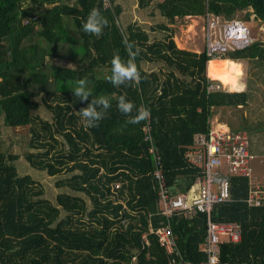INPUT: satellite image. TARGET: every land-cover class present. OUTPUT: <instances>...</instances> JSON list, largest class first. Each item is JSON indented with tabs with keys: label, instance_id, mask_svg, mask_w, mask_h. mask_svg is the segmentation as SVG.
I'll return each instance as SVG.
<instances>
[{
	"label": "trees",
	"instance_id": "trees-1",
	"mask_svg": "<svg viewBox=\"0 0 264 264\" xmlns=\"http://www.w3.org/2000/svg\"><path fill=\"white\" fill-rule=\"evenodd\" d=\"M20 1L0 0V117L10 127L29 126V143L41 150L24 158L57 176L55 185L62 190L54 201L46 198L30 175L17 172V155L0 151V264H167L169 255L149 230L166 223L178 249L175 262L203 264L199 244L206 233V214L167 218L157 212L152 157L142 139L145 121L126 124L116 97L126 92L137 107L151 110V137L166 181L172 193L186 191L201 176L183 156L193 134L208 129L216 109L246 101L244 92L206 89V70L230 90L242 89L239 60L212 61L203 50L179 49L172 38L170 24L203 15L204 0H136L141 9L153 5L163 19L148 28L126 20L114 0L108 8L102 0H58L28 9ZM93 8L109 22L99 37L82 27ZM207 10L223 18L244 11L243 19L253 14L264 23V0H211ZM129 43L140 49L136 63L142 80L117 88L107 81V61L113 49L127 59ZM259 43L253 41L229 58L263 57ZM145 63L156 67L145 68ZM80 78L88 81L90 99H111L112 107L98 127L82 124L79 109L86 104L70 89ZM40 105L52 114L53 125L40 120L50 132L36 128ZM249 188L247 177L232 175L229 199L210 212L214 221L240 224L239 241L219 244L217 264H264V206L247 204Z\"/></svg>",
	"mask_w": 264,
	"mask_h": 264
},
{
	"label": "built area",
	"instance_id": "built-area-1",
	"mask_svg": "<svg viewBox=\"0 0 264 264\" xmlns=\"http://www.w3.org/2000/svg\"><path fill=\"white\" fill-rule=\"evenodd\" d=\"M106 2V0H102ZM211 0H204L206 11L203 16V51L210 59H221L229 52L241 50L252 44L248 25L237 16L223 18L207 10ZM35 19V16L32 17ZM25 18L23 22H27ZM206 89L209 92L223 90L219 80L207 77ZM142 139L149 146L152 157V176L157 187L159 212L167 218L182 214L189 218L197 212L206 214V233L199 244L205 254L203 264H217L219 244L240 240V224L234 221H214L210 212L215 204L227 201L230 197V177L232 175L253 177L252 161L254 155L249 150V138L244 131L212 127L209 122L204 132L193 134L192 143L184 149L183 156L188 165L200 170L201 176L183 192L172 193L162 169L160 152L154 145L148 119L142 125ZM246 202L252 206H264V187L252 184L246 196ZM151 231L157 241L169 255L167 264H192L175 262L178 254L175 237L168 223Z\"/></svg>",
	"mask_w": 264,
	"mask_h": 264
},
{
	"label": "rangeland",
	"instance_id": "rangeland-1",
	"mask_svg": "<svg viewBox=\"0 0 264 264\" xmlns=\"http://www.w3.org/2000/svg\"><path fill=\"white\" fill-rule=\"evenodd\" d=\"M58 0H21L20 5L23 8H33L41 5H48L56 3ZM103 2V1H102ZM114 2L118 3L122 6L124 13L122 21L129 20L135 21L137 23H141L143 26L148 28L149 25L155 26L156 23L163 21L162 17L159 15L158 11L153 7V5H149L144 9H141L137 6L136 0H114ZM41 4V5H40ZM111 4L110 0H106L103 2L104 7L108 8ZM243 12L237 14V17L242 19L249 27V34L252 38L262 40L264 38V23L253 18V14H250L248 19H243ZM80 15L78 16V18ZM125 18V19H124ZM85 20V18L83 19ZM121 22V18L119 17ZM193 21V22H191ZM125 23V22H124ZM122 24V23H121ZM172 26L173 34L175 38L188 40L189 43L194 44L198 47L199 50H202L203 41L201 37L202 28H203V16H185L182 18H176ZM260 29V30H259ZM88 34H84V38L86 39ZM230 53L226 54V57H230ZM245 57L240 55V59L242 61L243 67L246 66ZM216 80V79H213ZM219 109V108H218ZM217 110V109H216ZM214 111V113L210 117V123L212 127H217V123H224L223 126L230 129H240L236 121L229 122L228 120L222 119L219 115L221 112ZM219 113V114H218ZM35 114L39 116V118L35 121L36 128L40 132H50L42 129V124L40 120H46L49 124L53 125L52 114L49 110L45 108V106L40 105V107L35 111ZM222 121V122H221ZM53 128V127H52ZM242 129V128H241ZM249 136V132H246ZM48 134V133H47ZM46 134V135H47ZM58 140H61V135H57ZM32 135L30 133L29 126H18V127H10L3 123L2 118L0 117V151H4L6 153L16 154L17 158L14 160V165L17 169V172L20 175L28 174L30 175L42 188L44 191V196L51 201H54L55 195L58 191L62 190L57 188L55 185L57 176H50L43 170H38L32 167L28 161L24 158L25 154L28 152H38L41 149H36L30 145V139ZM48 138V137H47ZM260 138L264 139V135L260 136ZM250 142L251 138L249 136ZM49 140V139H48ZM251 151L254 152L255 159L252 161V169L253 174L256 175H264V157L261 152L255 148V145L252 143ZM264 145V144H263ZM264 150V146H263ZM66 174H61L58 178L64 177Z\"/></svg>",
	"mask_w": 264,
	"mask_h": 264
},
{
	"label": "clouds",
	"instance_id": "clouds-1",
	"mask_svg": "<svg viewBox=\"0 0 264 264\" xmlns=\"http://www.w3.org/2000/svg\"><path fill=\"white\" fill-rule=\"evenodd\" d=\"M108 20L98 8H93L87 14L82 27L83 31L88 34L99 37L103 34V30L108 27ZM127 59H122L119 50L113 53L110 60L111 74L107 77V81L114 87H130L139 84L142 80L141 71L139 70L136 58L140 54L139 47L129 43L127 46ZM73 96L85 107L79 109L82 124L85 128L98 127L100 122L104 120L112 107L111 99L104 95H99L93 99L92 91L88 87V81L80 78L75 82V87L70 88ZM117 110L127 119L126 124L136 125L150 117L151 110L145 106L137 107L128 99L127 93H122L116 97ZM135 110V111H134Z\"/></svg>",
	"mask_w": 264,
	"mask_h": 264
},
{
	"label": "crops",
	"instance_id": "crops-1",
	"mask_svg": "<svg viewBox=\"0 0 264 264\" xmlns=\"http://www.w3.org/2000/svg\"><path fill=\"white\" fill-rule=\"evenodd\" d=\"M102 6L104 7L103 3H102ZM22 8H23V6H22ZM103 15L107 18V15H105V14H103ZM202 34H203V32H202ZM202 34H201V37H202ZM172 38L175 42V45L179 49H184V50H187L190 52H195V53H199L200 51L203 50V46L201 48L202 50H199L198 47H196L192 43H189L188 40H183V39L178 40V38H175V36H172ZM202 41H203V38H202ZM254 41L260 42L259 46L264 48V38H262V40H259V39L255 40L254 39ZM115 51H117V49H113L112 55H110V57L107 61L108 63L110 62V60L113 56V53ZM120 55H121V52H120ZM121 57H122V55H121ZM223 58H227L224 60H230V59L239 60L241 62L242 71H243L242 75L240 76V80L243 83L242 89L230 90L228 87L224 86L223 90L228 91V92H230V91L244 92L246 95V101L243 104H239V105L233 106V107H222V108L217 109L216 111L222 113L219 115L222 119L228 120L229 122L236 121L238 124L237 127L240 128L237 130L244 131L246 135H248L246 132H249V136L251 138V142L249 139L250 144L251 143H252V145L254 144L255 148L258 150V152H261L260 155H262L264 157V150H263L264 139L260 138V136L264 135V55H263V57H260V56H253V57L247 56V57H245L244 58L245 63H246L245 67H243V64H242V61L240 58L233 59V58H229L226 56H224ZM122 59H124V58L122 57ZM144 67L145 68H149V67L155 68L156 66L154 64L145 63ZM206 68H207V64H206ZM206 76L208 77L207 70H206ZM223 124L224 123L218 122L217 127L218 128L222 127V129L227 128V127H224ZM228 129H230V128H228ZM232 130H235V129H232ZM249 136H248V138H249ZM250 144H249V150L254 156H256L254 154V152L251 151V149H250L251 145ZM254 159H255V157H254ZM248 179H249L250 185L259 184L262 187H264V175H256L254 173L253 177L248 178ZM193 184H194V187L197 186V179ZM193 184H191V185H193ZM159 210H160V204L157 200V212H159ZM151 229L152 228H150L149 230L151 231ZM145 236L146 235L144 234L142 237L143 242L146 245H149L148 239H146Z\"/></svg>",
	"mask_w": 264,
	"mask_h": 264
},
{
	"label": "bare ground",
	"instance_id": "bare-ground-1",
	"mask_svg": "<svg viewBox=\"0 0 264 264\" xmlns=\"http://www.w3.org/2000/svg\"><path fill=\"white\" fill-rule=\"evenodd\" d=\"M191 22H193V21H191ZM260 30V29H259ZM224 59H227V58H222V59H210V60H212V61H215V60H224ZM209 61V60H208ZM222 128V127H221Z\"/></svg>",
	"mask_w": 264,
	"mask_h": 264
}]
</instances>
